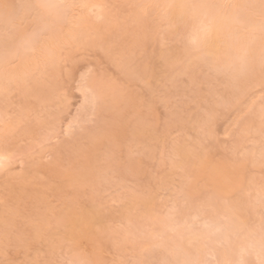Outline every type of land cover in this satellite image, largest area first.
Segmentation results:
<instances>
[{
  "label": "rangeland",
  "instance_id": "374dc122",
  "mask_svg": "<svg viewBox=\"0 0 264 264\" xmlns=\"http://www.w3.org/2000/svg\"><path fill=\"white\" fill-rule=\"evenodd\" d=\"M174 3L0 0V264L264 258L262 0Z\"/></svg>",
  "mask_w": 264,
  "mask_h": 264
},
{
  "label": "snow or ice",
  "instance_id": "6c2138e0",
  "mask_svg": "<svg viewBox=\"0 0 264 264\" xmlns=\"http://www.w3.org/2000/svg\"><path fill=\"white\" fill-rule=\"evenodd\" d=\"M262 8H264V0H262L261 4ZM7 7V6H6ZM36 9H56L58 10L56 14L52 17L45 18L41 17L40 30L47 31L50 28L55 29L58 28L64 21L63 10L69 7L70 5L64 4H49V3H40L33 6ZM37 15L40 16V13L37 12ZM208 31V27L204 25L202 22L198 23L190 36H186L184 32L176 33V42L181 44L185 56L192 50V46L196 44L197 39L199 38L201 33H206ZM165 45H167L168 41H164ZM78 89L83 97V103L81 105L82 108L88 109L93 114L95 113L96 108L100 104V95L98 94L96 88L91 83L85 81L83 78L81 79ZM54 130L51 133V136L54 138ZM6 157H0V166H2L3 161ZM71 264V262H69ZM80 264H87V262L81 261ZM259 264H264V258H262Z\"/></svg>",
  "mask_w": 264,
  "mask_h": 264
},
{
  "label": "bare ground",
  "instance_id": "6f19581e",
  "mask_svg": "<svg viewBox=\"0 0 264 264\" xmlns=\"http://www.w3.org/2000/svg\"><path fill=\"white\" fill-rule=\"evenodd\" d=\"M171 1V0H170ZM177 6L176 8L179 10V12H184L185 11V3H184V0H173ZM180 14V13H179ZM232 18V17H231ZM227 19V20H222V21H219V20H214V25H213V29L210 31V38H213V41L211 42H207V47L209 49V51H214L216 49V46H217V43H218V40H220L221 37H223L224 33H221V30L222 28L225 26L227 27H231L229 29V31H226L225 32V35L224 36H229L230 34H232V31H233V27L230 25L232 22V19ZM230 23V24H229ZM236 30V29H235ZM234 32V31H233ZM209 34V32L207 33V35ZM236 34V32H235ZM241 54H243L241 52ZM240 55V53H239Z\"/></svg>",
  "mask_w": 264,
  "mask_h": 264
}]
</instances>
